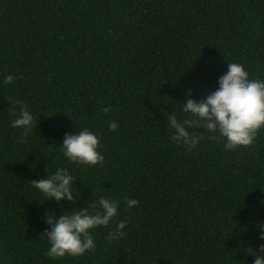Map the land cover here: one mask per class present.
<instances>
[{
  "label": "trees",
  "instance_id": "trees-1",
  "mask_svg": "<svg viewBox=\"0 0 264 264\" xmlns=\"http://www.w3.org/2000/svg\"><path fill=\"white\" fill-rule=\"evenodd\" d=\"M230 62L264 79V0H0V264H252L245 250L264 243V128L230 151L193 129L201 138L187 151L166 127L184 91L206 97ZM13 100L33 114L30 133L11 126ZM81 129L99 138L95 166L59 148ZM56 167L77 199L42 203L30 182ZM101 196L118 215L92 230L95 247L48 258L44 213ZM118 220L125 235L109 239Z\"/></svg>",
  "mask_w": 264,
  "mask_h": 264
},
{
  "label": "clouds",
  "instance_id": "clouds-1",
  "mask_svg": "<svg viewBox=\"0 0 264 264\" xmlns=\"http://www.w3.org/2000/svg\"><path fill=\"white\" fill-rule=\"evenodd\" d=\"M13 80L12 75L4 77L5 83ZM217 87L206 97L194 100L191 89L184 91V101L179 106V113L173 112L167 117V131L171 141L187 151L194 149L200 136L193 129H204L211 139H222L225 150L251 145L257 131L264 128V79L250 78L244 64L227 63V71L217 79ZM19 105L18 115L11 121V126L30 133L36 120L31 111L21 101L13 100ZM111 110L105 106V113ZM108 129H117V123L110 121ZM63 156L70 162L95 166L103 161L98 151L99 138L88 129L65 133L59 146ZM36 190L40 201L51 200L54 203L72 202L74 177L67 168L56 167L46 170L44 178L30 182ZM77 199V198H76ZM118 201L101 196L87 207L62 212L59 215L51 211L44 213V223L48 226L44 236L48 247L46 256L51 260L59 258L79 257L92 250L95 242L92 230L107 227L118 215ZM138 204L136 199L125 198L127 208ZM257 239L264 241V221L256 224ZM124 220L115 221V227L109 232V239H120L125 235ZM250 251H247L249 250ZM252 256V264H264V243L255 250H245Z\"/></svg>",
  "mask_w": 264,
  "mask_h": 264
}]
</instances>
